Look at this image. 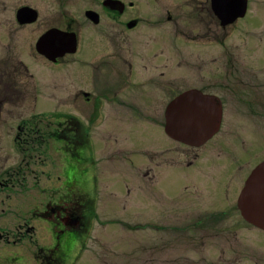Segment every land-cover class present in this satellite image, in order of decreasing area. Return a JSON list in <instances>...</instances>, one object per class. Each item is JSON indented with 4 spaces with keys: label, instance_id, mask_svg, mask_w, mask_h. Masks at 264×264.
<instances>
[{
    "label": "flooded vegetation",
    "instance_id": "obj_1",
    "mask_svg": "<svg viewBox=\"0 0 264 264\" xmlns=\"http://www.w3.org/2000/svg\"><path fill=\"white\" fill-rule=\"evenodd\" d=\"M73 1L56 0L53 14L47 19L42 16L40 8L29 0H0V26L4 28L0 46L7 54V57L0 58V160L6 161L0 166V248L38 250L40 252H37L36 259L40 264H63L72 250H83L91 235L92 223L89 219L97 206V155L98 148L101 147V154L107 162L125 159L138 172L137 175L134 174L135 178H140L148 186L151 184L153 189L161 185L156 179L159 170H165L166 174L162 177L169 178L173 177L171 171L180 172L179 175L185 181L181 195L192 196L189 191L193 190L196 196L197 204L189 206V216L194 219V228L208 231L207 222L212 220H218V223L237 222L233 213L239 210L241 214L238 207L239 196L253 170L264 162V150L263 145H258V137L252 134L253 124L249 121V116L257 114L253 102L254 93L249 89V81L242 77L245 70L238 69V63L243 62L249 54L237 57V54L229 52L221 54V50L228 46V41L237 31L249 37L251 0H245L247 8L241 17L222 13L218 0H132L128 3L124 0H102L100 9L90 8L85 12L91 29L89 37L95 34L96 28H102L100 34H95L91 39L94 46L102 42L100 58L96 57L94 46L88 49L90 56H81L83 51L76 11L65 12V7ZM7 3L11 6H6ZM24 8L35 12L37 18L34 22L20 23L18 14ZM89 12L94 16H89ZM7 13L13 15L12 19L1 17ZM11 24L13 30L7 28ZM36 26L42 27L43 33L35 45L31 44L33 38L30 37L32 42L26 57L33 63L35 59L62 67L68 62H78L92 69L94 74H105V83L100 85L101 78H90L88 91L79 89L70 98L58 89L55 84L58 81L56 76L52 79L49 77V80L44 77L53 85L44 88L41 79L35 72H31L32 62L18 48L17 53L15 52L12 38L16 33L35 30ZM256 27L253 25L251 29L254 31ZM136 30L138 31L132 34ZM51 31L75 35L76 51L56 56L55 59L40 53L37 44ZM240 40L244 46L249 47L248 38ZM189 47H201L204 50L186 51L187 53L182 54L180 48ZM207 48H214V51H207ZM136 52L140 56L139 66ZM177 57H180L178 62H173ZM176 67H181L182 75L178 80L182 81L183 86H178L174 82L176 77L170 74ZM150 72L154 73L149 75ZM115 74L117 77L110 82ZM137 75L155 80L153 83L150 80L140 81L143 79L137 80ZM94 87L97 92L92 90ZM44 91L49 94L48 99H41ZM183 95L184 99L178 102ZM78 96H84L92 107L96 120L104 122L102 125H105L108 137L100 142L101 146L92 136L93 121L86 126L83 119L74 114L61 113L57 108L40 112L39 106L43 101L58 107L68 106L66 102L70 99L74 101L68 104L76 107L79 105L75 101ZM161 96L166 98L165 105ZM261 101L264 104L263 97ZM181 103L187 109L185 113L182 111L184 116L197 121L195 124L202 123L197 111L202 112L203 109L209 110L210 115L214 116L215 128L219 124L218 129L200 146L184 144L165 132L167 113L171 109H180ZM105 109H110L109 120L103 111ZM51 111L53 118H47ZM130 112L133 117H126V113ZM133 123L136 126L161 127L169 142L163 144L157 136L155 142L149 139L152 143L149 148L135 151V154L128 157L117 154V131L129 140L130 132H126L125 125L128 124L129 128ZM218 139L219 150H207ZM110 143L113 145L111 152L108 151ZM144 150L146 153L142 152ZM257 150L262 151L255 159L254 153ZM207 153H213L215 161L203 160ZM62 156L65 158L63 169ZM10 159L16 161L8 165ZM142 163L147 165L143 171ZM85 164L88 170L91 165L95 169L89 178H84L80 170ZM208 167L213 171L206 178L214 176L212 182H192L193 179L199 182L198 177ZM187 170L191 171L184 173ZM126 183L125 187L131 195V186L134 184ZM139 184L138 181L137 185ZM198 185L212 187L206 196L208 202L199 201L206 190H200ZM78 188L87 189L86 203L78 201ZM238 189L240 193L237 204L232 209L231 203L225 199H230V190H235L236 196ZM139 190L142 188L139 187ZM33 191L38 192L33 197L36 204L26 211L24 205L28 201L27 194ZM110 194L114 195L115 192L112 190ZM154 196L157 201L161 197L167 208L174 207V204L166 205L172 204V200L181 199L180 196L168 198L165 193L155 190ZM14 198L18 202L15 206ZM221 201L222 206L228 209L207 212L206 208L218 207ZM241 217L243 218L242 214ZM43 229L50 236L43 237ZM225 232L224 227L219 229V235H224ZM235 233L236 230L233 231ZM153 241L155 247L142 245L141 248L148 250L161 247L160 240ZM189 242L192 245L195 239L191 237ZM201 246H205L204 241Z\"/></svg>",
    "mask_w": 264,
    "mask_h": 264
},
{
    "label": "rangeland",
    "instance_id": "obj_2",
    "mask_svg": "<svg viewBox=\"0 0 264 264\" xmlns=\"http://www.w3.org/2000/svg\"><path fill=\"white\" fill-rule=\"evenodd\" d=\"M29 1L33 2L32 4L36 7H39L42 11V16L47 19H49V16H52L53 8L55 7V3H57L56 0L55 2L54 0ZM124 1L128 3L132 0ZM133 1L135 2L137 0ZM6 6L10 7L11 4L7 3ZM101 7L102 0H74L65 7V12L70 13V11H76L78 26H80V45L83 51L81 56L91 55V52L88 51L90 47L94 46L91 39L94 38L95 34H100L102 29L96 28L95 34L89 37L91 29L88 25V21H86L85 12L90 8L100 9ZM0 11H2L1 5ZM12 16V14L7 13L1 17L3 19H12ZM248 18L250 29L249 37L241 35V33L237 31L228 41V46L222 48L221 54L229 52L231 54H237V57L249 54L243 62L238 63V69L245 70V74L242 77L249 81V89L254 93L255 101L253 102L257 114L249 116V121L253 124L252 134L258 137V145H263L262 150H264V120H262V117H264V104L261 101V97L264 98V0H251ZM253 25L257 26L254 31L251 29ZM7 28L13 30V25L11 24V26ZM138 30L134 31L132 34H135ZM1 32H4L2 26H0V39ZM42 33V27L36 26L35 30L31 29L27 32H19L14 34L13 37L10 35L13 38L15 52L17 53L18 48L25 57L28 56L30 52V43L32 42L30 37L33 38V43L31 44L35 45L36 40ZM243 38L249 39V47L242 44L240 39ZM94 48L96 49V57L100 58L102 54V42L99 44L96 43ZM180 50L182 54H185L187 53L186 51L197 52V50H204V48L189 47L185 49L180 48ZM206 50L213 52L214 48H207ZM136 54L138 55L139 66L140 56L137 52ZM166 55L168 56L167 49ZM2 57H7V54L0 46V58ZM26 58L32 62L31 72H35L39 80L41 79L44 88H47V86L52 87L53 85L46 80H49V77L52 79L56 76L58 77V81L55 84L62 93L68 96V98L79 89L88 91L90 78L95 80L101 78L99 84L103 85V83H105V81H103V79L106 78L105 74H94L92 69L90 70L87 66L78 62H68V64L65 63L62 67H55L44 61L35 59L33 63L29 57ZM75 59L77 60V56ZM179 59L180 57H177L176 60H172L173 62H178L177 60ZM153 73L154 72H150L149 75ZM170 74L176 77L174 82L177 83L178 86H183L181 84L182 81L178 80L182 75L181 67H176L173 71H170ZM116 77L117 74L112 75L110 82ZM137 80H150L151 83H153L155 79L152 77L148 79L147 76L137 75ZM92 90L97 92L96 87ZM48 98L49 94L44 91L41 99ZM161 100H163V104L165 105V96H161ZM60 101H62V99ZM73 101L74 100L69 99V101L66 102L68 106L60 105L58 107L50 106L48 102L43 101L39 109L41 112L55 110L57 108L61 113L74 114L83 119L86 126L93 121L92 136L96 142H99V146H101L100 142H104L106 137H108L107 131L105 132V125H102L104 122L96 120L93 116L94 111L84 96H78L75 99L79 104L76 107L68 104ZM103 111L107 114L109 120L110 109H105ZM52 112L53 111L49 112L47 118H53L51 115ZM126 117H133V113H126ZM127 125L128 124L125 125V130L126 132H130L129 140L123 138V134L117 131V138L119 140V146L116 145L117 154L128 157V155L135 154V151L149 148L150 145H152L149 139H153L155 142L157 136L163 144L169 142L161 127L153 128L148 125L136 126L137 124L133 123L128 128ZM218 141L219 139L207 150L218 151L220 148V145L217 144ZM112 147L113 145L110 143L108 151L111 152ZM226 147H228V145H226ZM262 150L255 151V159L256 155ZM102 152V147L100 149L98 148L97 164L99 166V193L97 194L98 200L97 206L94 208V215L92 212V217L89 219L92 223L91 235L87 238L83 250H72L65 257L66 261H64L63 264H72L71 259L74 253L76 251V253L80 251L83 252L84 249L85 251L81 254L79 260L73 262V264H264V231L245 221L241 217L239 210L237 213H233V215L236 216L237 222L218 223V220H212L207 222L209 226L208 231L196 229L193 227L194 219L189 216L191 214V208L189 206L192 203L197 204V201H195L196 196L193 194V190L189 191L192 196L186 194L181 195L185 181L182 179V175H179L180 172L171 171L173 177L169 178V176L162 177L166 174L165 170H159L156 179L160 181L161 185H157L153 189L151 184L148 186L143 184L140 178H135L134 174L137 175L138 172L129 166V164L124 161L125 159H116L113 162H107L104 155L101 154ZM142 152L146 153L145 150ZM214 157L213 153H207L203 160L215 161ZM15 161L16 159H10L7 164L11 165ZM64 161L65 158L62 156L61 169L64 168ZM5 163V160H0V166ZM85 166L86 164L82 166L80 170L84 178L86 176L89 178L90 173H93L95 169L92 165L88 167L89 170ZM216 166L217 165H210V167ZM141 167V171H143L147 168V165L142 163ZM200 167L206 168L207 166L200 165ZM191 170H187L184 173ZM221 170H224L223 165H221ZM211 171H213L212 168L204 169L202 171L203 174L198 177L199 182L196 179H193L192 182L209 184L215 179L214 176H208L206 178L207 174ZM138 181L140 182L139 185H137ZM126 182L134 184L131 186V195L125 187L127 184ZM133 187H135V190H133ZM139 187L142 188V190H139ZM198 187L202 191L204 189L206 190V193L201 195L199 201L205 200L208 202L209 199L206 196L208 195V190L212 187H208L207 185H198ZM112 190L115 194L109 195ZM154 190L155 192L165 193L168 198H175L181 195V199L172 200V204L166 205L174 204V207L168 206L169 208H167L161 197H159V202L156 200L157 197L154 196ZM234 192L235 190H230V199H225V201L231 203L232 209L236 207L240 189L237 190L236 196H234ZM37 195V191L27 194L28 201H26L24 205L26 211L36 204L33 197ZM222 198H224V196H222ZM77 199L80 202L86 203L88 201L87 189L78 188ZM16 204H18V202L14 198L13 205L15 206ZM226 204L228 203L226 202ZM219 205L220 206L214 207L213 209L206 208L207 212L211 213L217 209H228V207L222 206V201ZM151 208L152 211L150 210ZM134 214H138V216H132ZM143 215L146 217H143ZM9 217L10 216H8L7 219H9ZM221 227H224L226 230L224 235H219V229ZM234 230H236L235 234H233ZM47 235V231L43 229L42 236L46 237ZM48 236H50V234ZM191 237L195 239V243L192 245L189 242ZM154 239L162 242L161 247L148 250L141 248L142 245H147L149 248L155 247L153 245ZM202 241L205 242L204 247L201 246ZM158 245L160 244L158 243ZM37 252L38 250H2L0 248V264H40L36 259ZM46 252H48V250H46Z\"/></svg>",
    "mask_w": 264,
    "mask_h": 264
},
{
    "label": "water",
    "instance_id": "obj_3",
    "mask_svg": "<svg viewBox=\"0 0 264 264\" xmlns=\"http://www.w3.org/2000/svg\"><path fill=\"white\" fill-rule=\"evenodd\" d=\"M222 8V13H229L232 16H244L246 12L245 0H218ZM106 5H109L106 3ZM110 6V5H109ZM114 8V7H113ZM231 9V10H230ZM89 16H94L89 12ZM37 16L34 11L21 9L18 14L20 23L34 22ZM76 36L64 33L61 31H51L44 36L37 44L40 53L50 59H55L56 56H62L65 53H74L76 51ZM184 95L178 99L182 101ZM183 103V102H182ZM180 104L179 108L171 109L167 113V121L165 132L171 138L191 146H200L208 137L214 133V116L210 115L209 110L203 109L202 112L197 111L199 120L202 123L197 125L191 117H185V104ZM175 108V105H174ZM190 112L191 110L188 109ZM212 122V124H209ZM238 207L243 218L254 226L264 230V162L258 165L251 173L245 183L239 200Z\"/></svg>",
    "mask_w": 264,
    "mask_h": 264
}]
</instances>
